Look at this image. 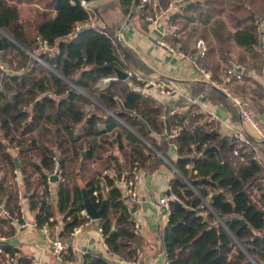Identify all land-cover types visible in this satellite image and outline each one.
Masks as SVG:
<instances>
[{
    "label": "trees",
    "instance_id": "1",
    "mask_svg": "<svg viewBox=\"0 0 264 264\" xmlns=\"http://www.w3.org/2000/svg\"><path fill=\"white\" fill-rule=\"evenodd\" d=\"M70 1L0 0V206L9 212L8 217L0 215V238L16 237L14 219L24 201L37 227L45 226L52 236L71 238L72 230L87 220L82 213L85 188L96 208L106 202L96 222L108 252L127 262L134 260L141 237L129 221L134 206L117 178L135 161L141 168L162 162L156 152L165 157L168 145L174 143L177 157L172 164L181 176L175 172L169 182L176 199L170 201L168 221L160 232L166 263L264 264V154L254 160L242 148L246 158L239 161L233 154L237 143L232 133L222 134L220 126L208 122L207 114L185 98L163 104L143 93L139 89L144 84L135 76L110 80L100 89L102 79L115 77L113 69L99 71L102 66L142 74L148 67L117 38L118 24L108 23L97 9L83 8L79 0H73L75 5ZM139 1L118 0L124 15L138 11L142 17ZM23 4L35 6L32 18H22ZM93 16L97 25L89 26ZM191 21L216 37L213 45L208 42V54L215 49L230 52L235 46L240 48V63H251L254 69L260 64L264 0H195L170 16L179 27L178 37L167 39L185 45L188 37L182 32ZM77 22L86 27L74 33ZM229 61L225 54L228 68ZM212 63V77L221 81V62ZM226 77L230 92L247 100L259 120L257 113L264 112L261 85L244 73L242 82ZM84 92L93 94L100 105L85 111L93 102ZM210 93L233 118L239 115L222 94ZM178 128L180 132L168 138ZM250 140L264 153L261 142ZM209 146H216L219 154L204 153ZM55 152L65 179L54 183L53 202L47 179ZM103 170L109 173L102 175ZM56 224L59 230L54 229ZM0 249L13 259L0 253V264H32L31 257L18 254L17 244H0ZM63 259L73 264H115L100 254L78 259L68 246Z\"/></svg>",
    "mask_w": 264,
    "mask_h": 264
},
{
    "label": "crops",
    "instance_id": "2",
    "mask_svg": "<svg viewBox=\"0 0 264 264\" xmlns=\"http://www.w3.org/2000/svg\"><path fill=\"white\" fill-rule=\"evenodd\" d=\"M185 6H182L181 8H184ZM260 27H263L262 24H260ZM184 32L185 30L182 32L183 35ZM116 35L117 38L122 39L120 41L134 51L148 67V71L143 74L141 72L139 73L146 78V81H152L156 85H143L139 90L144 91L143 93L147 95L153 96L163 104H167L170 100H177L180 98H185L190 102V99L195 98L196 102L192 104L197 105L199 111H203L206 114L207 111H213L217 114L219 121L216 122V125L220 126L222 134L230 135L234 128H241L249 137L256 138L259 143L261 142L260 145L263 146L264 149V140L256 137L246 124L241 123L239 115L233 118L232 113L222 103H218L217 100H215L214 95L210 93V91L214 89L209 90L202 97H198V94L203 89V84L196 80L197 74L192 61L177 57L166 47L162 46L160 42L167 41L168 37L164 38L162 36L161 28H154L147 23H143L140 20L137 11L134 15H132V13L127 15L124 22L120 25L119 29H117ZM185 39L186 38H184L183 41H185ZM203 39L205 38L203 37ZM196 41L188 40L185 45H183L182 42H179L185 53L192 55L193 52L196 51ZM174 43L175 42L172 44ZM205 44L207 46L206 55L203 58H197L196 60L198 64L208 70L211 75L214 74V72H212L213 61H219L227 67V65L223 63L225 54H227L230 58V64L241 66V74L244 73L250 78L256 80L261 85L262 92L264 93V39L262 41V60L260 61V64L258 63L255 69L251 66V63L239 62L237 58L240 50L239 47L233 46L230 52H221L218 49H215L213 53L208 54V42L205 41ZM222 64L218 71L221 81H218L222 82L224 89L230 91V88L228 87L230 85L227 82L228 79L225 74V70L228 67L225 69ZM138 88L139 87H137V89ZM217 92L222 94L230 102L222 92ZM260 106L264 109L263 99L260 101ZM254 112L257 113L256 111ZM257 116L264 128V112L257 113ZM123 125L127 127L125 124ZM158 140L161 141V138ZM156 153L162 158V162L154 163L153 167L141 168V176L137 182L138 201L131 203V206H134V209L131 212L132 218L137 220L140 224V229H138L137 232L141 237V247H139V249L142 250L143 257L139 264H166L167 262L165 253L162 250L160 236V232L165 227L167 220L160 210L157 201L168 191L169 182L174 178L175 172L172 167V161H175L177 157L176 146L174 143H170L167 148V156L165 157L160 151H157ZM263 154L264 153H262L261 150H258L259 157H262ZM55 182L56 181L52 182L50 186L52 188L51 195L53 202H56L57 198L56 191L54 190ZM23 208L25 210L24 221L26 222V226L19 229L17 228L16 231L15 238L18 239V254L31 257L32 263L58 264L54 260L49 249V239L52 235L49 232L41 233L37 231L32 225L34 218L25 201L23 203ZM56 229L59 230V225ZM64 240L66 241V239ZM72 249L75 251L78 259L81 255L91 253L100 254L111 259L115 263L132 264L131 261L127 262L119 256L110 254L104 249L103 238L98 231L96 220L89 222L82 227L79 234L72 239ZM68 264H73V262L70 261Z\"/></svg>",
    "mask_w": 264,
    "mask_h": 264
},
{
    "label": "built area",
    "instance_id": "3",
    "mask_svg": "<svg viewBox=\"0 0 264 264\" xmlns=\"http://www.w3.org/2000/svg\"><path fill=\"white\" fill-rule=\"evenodd\" d=\"M180 1L181 0H170L164 4L162 3L161 0H140L139 7L144 8V15L140 17V20L143 23H147L153 26L154 28H161V34L164 38L169 37V36L173 38H177L179 27L176 23L170 22V16L183 6V3H181ZM70 2L71 4L75 5V2L73 0H71ZM79 4L85 9H88V10L93 9V8H90L89 3L85 2L84 0H79ZM94 21H95V16L92 17L89 26H94ZM84 27H86V25L80 22H77L74 26L73 32L77 33L81 31ZM160 43L162 44V46L166 47L173 55L192 61L193 66L195 67V70H196V74H197L196 80L203 84V89L198 94L199 95L198 97H202L211 89L222 92L230 100V102L236 107L239 113V119L241 123L246 124L250 128V130L255 134L256 137H259L261 140H264V128L261 125L260 121L252 113L249 107V102L241 98L240 96L234 95L230 91H227L226 89H224L222 82L214 79L208 70H206L203 66L198 64L196 59L203 58L207 52V46L203 39H198L196 41V44H195L196 51L193 52L192 55L185 53L179 41L178 42L176 41L174 44H172L168 40L161 41ZM235 66H238V65L234 64L230 66L229 68H227L226 74L228 77H232L236 81L240 82L242 80V74L241 72L236 70ZM0 68H2V66H0ZM125 71L128 73V77L135 76L136 79L139 81H142L145 86L146 85L156 86L154 82L144 80L141 74H139L138 72H135L131 69H126ZM109 80L110 79H102L98 83V87L100 89L107 87V82ZM194 102H196L195 98L190 99V103H194ZM84 110L89 111V108L85 107ZM207 115H208L207 116L208 122L214 124L215 126L216 122L219 121V117L217 116V114L214 113L213 111H207ZM179 132H180V129L178 128L177 132L173 135H169L168 138L173 139ZM232 136L237 143L236 147L233 150V154L239 157V161L243 162L245 161V158H246L244 153L241 151L242 148H244V152H247L250 154L252 159L254 160L259 159L258 151L256 147H254L251 143V140H250L251 137H249L241 128L239 129L234 128L232 130ZM191 147L194 148V145H191ZM52 161H53L52 171L49 175V178L47 179V182L49 184L52 183L51 181L52 176L56 177V181H63L65 179L62 176V169H61V165L59 161V154L57 152H55V154L53 155ZM172 167L174 169V172H176L179 176H181V174L175 169V167L174 166ZM107 173H109L108 170L102 171V175H105ZM140 176H141V167L139 163L135 161L128 170L122 172L117 178V184L118 186L122 188V193L126 197L127 202L129 204L138 201L137 182L139 181ZM169 188L170 186L168 187L169 194H167V192L164 193L157 201V204L160 207V210L164 214L167 221H168V216L170 214V201L172 199H176L174 195H171ZM93 194L95 196V201L97 203L100 202V198L98 197L97 191H94ZM18 199H19V204H21L22 193L20 191L18 192ZM82 213L85 215L87 220L72 230V232L70 233V236L72 239L75 238L79 234L82 227L87 225L89 222L94 221V220H91L86 215L85 210H83ZM0 215L8 217L9 212L0 206ZM24 217H25V210L23 206L21 205L19 209V216L14 219V221L17 224L18 229L26 226ZM129 221L133 224V227L136 230L140 229V224L137 222V220L132 218V214H131V217L129 218ZM32 225L34 228H36L37 231L41 233L49 232L45 226L37 227L35 221L32 222ZM56 228H58L57 224L54 225V229ZM98 231L102 236L101 228L98 227ZM0 240H3V238H0ZM49 240H50L49 249H50V253L52 254L54 260L57 263H61V262H65L67 264L70 263V261H65L63 259V255L67 249L66 241L57 235L50 236ZM103 247L106 251L109 250L108 245L104 241H103ZM0 253H2L4 257L7 258L8 260H13L12 257L8 253H5L2 249H0ZM142 254H143L142 250L137 249L136 257L134 260L131 261V263L139 264ZM32 264H36V263H32ZM115 264H121V263H115Z\"/></svg>",
    "mask_w": 264,
    "mask_h": 264
},
{
    "label": "rangeland",
    "instance_id": "4",
    "mask_svg": "<svg viewBox=\"0 0 264 264\" xmlns=\"http://www.w3.org/2000/svg\"><path fill=\"white\" fill-rule=\"evenodd\" d=\"M194 1L195 0H181L180 2L183 3V6L186 5V7H187L191 2H194ZM89 7L97 9L96 11L98 12V14L103 15V19L106 20L108 23L110 22V24H115V25L118 24L117 25L118 29H119L120 25L124 22L125 18L127 17V15H124L121 12V10L119 8L118 0H96V1L89 3ZM34 8H35V6L32 4L21 5L20 6V12H21L22 18H25V16H26V18L27 17L32 18V16L34 15ZM104 9H107L106 13H104V11H103ZM97 22H98V20H95L94 25L95 24L97 25ZM99 23H101V22L99 21ZM184 30H185L184 35L186 36V38L188 37V40H190V41H194V40L196 41L197 39H203V35H206L205 37L207 38V42H209V40H210V44L213 45L214 43L212 41H214L216 39V37L209 35V33L208 34L204 33L203 29H202V25L198 21L189 22L187 27ZM116 34H117V32H116ZM119 40H122V39L119 38ZM203 40H204V42L206 41L205 39H203ZM237 58H238V56H237ZM222 66L225 69L227 68L223 64H222ZM241 82H242V80H241ZM83 94L89 100H91L93 102L92 105L86 106L89 108V110L93 109L95 105H100L93 94L86 93V92H84ZM142 257H143V254H142ZM142 257H141V259H142Z\"/></svg>",
    "mask_w": 264,
    "mask_h": 264
},
{
    "label": "water",
    "instance_id": "5",
    "mask_svg": "<svg viewBox=\"0 0 264 264\" xmlns=\"http://www.w3.org/2000/svg\"><path fill=\"white\" fill-rule=\"evenodd\" d=\"M84 1L87 3H91V2L96 1V0H84ZM0 50H2L1 39H0ZM35 58H37V57H35ZM235 67H236L237 71L241 72V70H242L241 66L238 65ZM105 69H113V71L115 73V77L110 79V80H126L128 78V73L125 70H123L117 66L108 65V66H102V67L98 68L99 71H103ZM109 81L107 82V86L109 84ZM212 151L219 154V150L216 146H209V147L205 148L204 153H208V152H212ZM14 161H15L16 167H18L19 166L18 159L15 158ZM51 181L52 182L56 181V177L52 176ZM167 194H169L168 191H167ZM82 199H83V205H84L85 213L91 220H98V219L102 218V215H103V212L105 209V205H106L105 200L102 201L100 208H96L94 203L91 201L90 197L88 196L85 188H82ZM61 235L62 234H60L59 237H61ZM17 243H18L17 238H14L11 240H0V244H3V245H14ZM66 243H67L68 247H72V238L66 239Z\"/></svg>",
    "mask_w": 264,
    "mask_h": 264
}]
</instances>
